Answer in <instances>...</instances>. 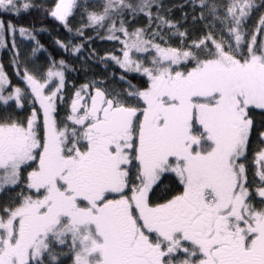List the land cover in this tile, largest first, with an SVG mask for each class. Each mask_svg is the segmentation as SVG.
I'll return each instance as SVG.
<instances>
[{"label": "snow or ice", "instance_id": "6c2138e0", "mask_svg": "<svg viewBox=\"0 0 264 264\" xmlns=\"http://www.w3.org/2000/svg\"><path fill=\"white\" fill-rule=\"evenodd\" d=\"M179 7L0 0V264H264V0Z\"/></svg>", "mask_w": 264, "mask_h": 264}, {"label": "trees", "instance_id": "16d2710c", "mask_svg": "<svg viewBox=\"0 0 264 264\" xmlns=\"http://www.w3.org/2000/svg\"><path fill=\"white\" fill-rule=\"evenodd\" d=\"M185 0H164V3L166 5L172 6V12L171 16L174 19H180L182 16V10L179 7L180 4L184 3ZM19 23H22L24 25H30L32 23H35L37 27H39L41 24L47 25L52 27L53 31L50 35L48 32H40L38 34V38L40 39L41 43L44 44L45 48L47 49L46 54H51V56L55 57L57 60L60 59L62 56H65L66 54L63 52V49L59 48V46L55 45L53 42L52 36L53 35H59L61 37H66L67 33L66 31L60 27L58 30L56 28V22L51 20V18L44 19L42 18L38 12H33L30 16L25 15ZM48 33V34H46ZM106 43V44H105ZM109 43L106 41H100L99 39H95L93 42V47L97 48L101 55L103 54V49L109 47ZM87 54V53H85ZM78 66V65H77ZM79 67V66H78ZM76 83L79 84L83 82L84 77L82 71L79 72V76L77 77Z\"/></svg>", "mask_w": 264, "mask_h": 264}, {"label": "rangeland", "instance_id": "374dc122", "mask_svg": "<svg viewBox=\"0 0 264 264\" xmlns=\"http://www.w3.org/2000/svg\"><path fill=\"white\" fill-rule=\"evenodd\" d=\"M95 2L96 3H102L103 0H95ZM46 34H48V33H46ZM108 43H109L108 45L110 47L111 42H108ZM26 46L30 47V42H27ZM47 58H48V54H46V52H43V54L39 55V61L41 63L45 62L47 60ZM8 59H9V53L7 52V50L6 49H0V61H2L4 63L7 72L14 77V72H13V69L8 64ZM81 71H82L83 77H84V72H83V70H81ZM78 76H79V74H77V73H70L69 74L70 79L75 80V81L78 79L77 78ZM69 88H71V84H69Z\"/></svg>", "mask_w": 264, "mask_h": 264}]
</instances>
